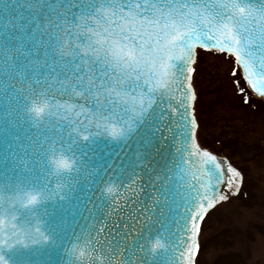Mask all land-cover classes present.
<instances>
[{
    "label": "snow or ice",
    "instance_id": "6c2138e0",
    "mask_svg": "<svg viewBox=\"0 0 264 264\" xmlns=\"http://www.w3.org/2000/svg\"><path fill=\"white\" fill-rule=\"evenodd\" d=\"M198 49L234 57L243 102L241 78L264 99V0H0V188L48 194L39 214L0 200V245L48 240L40 217L60 207L105 264H197L206 217L244 181L200 143ZM35 97L50 102L40 121L27 111ZM54 150L75 167L53 175Z\"/></svg>",
    "mask_w": 264,
    "mask_h": 264
},
{
    "label": "rangeland",
    "instance_id": "374dc122",
    "mask_svg": "<svg viewBox=\"0 0 264 264\" xmlns=\"http://www.w3.org/2000/svg\"><path fill=\"white\" fill-rule=\"evenodd\" d=\"M198 52L193 83L198 93L195 108L200 143L231 153V160L244 175L242 193L206 217L201 260L204 264H239L237 259L243 264H264V101L247 91L250 101L243 102L234 83L240 74L232 75V57ZM240 86L245 87L242 81ZM248 192L254 205L245 201ZM256 221H263L259 238H234L235 226L246 230L249 224L260 223Z\"/></svg>",
    "mask_w": 264,
    "mask_h": 264
},
{
    "label": "water",
    "instance_id": "95a60500",
    "mask_svg": "<svg viewBox=\"0 0 264 264\" xmlns=\"http://www.w3.org/2000/svg\"><path fill=\"white\" fill-rule=\"evenodd\" d=\"M246 86L252 95L256 97L247 82ZM150 195L151 189L146 186L144 196L150 198ZM137 205H139V201H137ZM48 206L51 207L52 203L49 202ZM40 207L37 206L36 209L38 214ZM134 211H138V207ZM24 215V211L21 210V215L17 217L18 222L24 218ZM117 215L127 217L129 211L128 209H122L121 213ZM40 218L44 221L42 227L50 238L47 241L34 244L24 245L18 243L11 248L0 245V254H3L10 264H68L69 254L67 249L75 240V233L83 226L77 223L79 216L76 214L75 209L69 210L57 207L54 213L47 216L41 215ZM128 222L133 223V225L136 223L135 221ZM109 223L111 225L112 223H125V221L112 216L109 217Z\"/></svg>",
    "mask_w": 264,
    "mask_h": 264
},
{
    "label": "clouds",
    "instance_id": "9594fccd",
    "mask_svg": "<svg viewBox=\"0 0 264 264\" xmlns=\"http://www.w3.org/2000/svg\"><path fill=\"white\" fill-rule=\"evenodd\" d=\"M49 107L50 102L47 98L35 97L29 102L27 111L35 120L40 121L46 117ZM48 160L50 171L53 175L71 171L76 163L72 156L59 150L50 152ZM116 187L117 185L113 183L104 185L105 195L113 194ZM8 198H11V202L13 203H19L23 207L32 208L44 202L48 198V194L33 186L25 187L21 185L14 192H8L6 189L0 188V200ZM3 218V216H0V219ZM40 223L42 227L43 221ZM164 243L161 237H153L148 242V247L151 250H159ZM68 249L72 255V264H93V260L98 261V264H105L106 257L98 251H90L88 245L82 240H73ZM0 257H2L0 258V264H10L3 254H0ZM118 260V257H114L112 264H118Z\"/></svg>",
    "mask_w": 264,
    "mask_h": 264
},
{
    "label": "trees",
    "instance_id": "16d2710c",
    "mask_svg": "<svg viewBox=\"0 0 264 264\" xmlns=\"http://www.w3.org/2000/svg\"><path fill=\"white\" fill-rule=\"evenodd\" d=\"M251 195H252V193H251ZM256 222H260V221H256ZM234 229H235V232H234L233 236H235L234 238L236 240H241L242 241V240L247 239V237L248 238L250 237V239L253 238L254 240H256L257 238H259V235H261V231H263V221L260 222V223L249 224L246 230L239 229L236 226H235ZM203 230H204V227L202 226V231H201V237H202L201 249H200V252L198 254L197 264H204V262H203L204 260H201V254H202V249H203V244H204L203 243ZM246 256L247 255H245V258H246ZM237 260H238L239 264H243L242 259L241 260L237 259Z\"/></svg>",
    "mask_w": 264,
    "mask_h": 264
}]
</instances>
